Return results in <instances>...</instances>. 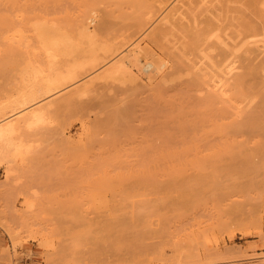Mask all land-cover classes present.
Returning a JSON list of instances; mask_svg holds the SVG:
<instances>
[{"label":"rangeland","instance_id":"rangeland-1","mask_svg":"<svg viewBox=\"0 0 264 264\" xmlns=\"http://www.w3.org/2000/svg\"><path fill=\"white\" fill-rule=\"evenodd\" d=\"M18 1L10 5L5 0L6 6L0 2V13L9 11L0 14V21L12 15L6 22L10 27L12 20L18 22L29 39L12 42L8 37L13 27L0 22V125L18 122L0 145V264H264V134L239 126L262 105V46L261 52L257 46L252 52L235 51L237 67L221 98L229 101L226 105L212 94L210 73L216 74L223 47L228 53L231 45L221 44L222 51L207 49V42L217 41L210 34L195 50L179 29L174 35L153 37L157 22H162L158 16L172 0L156 12L161 14H155L156 20L149 16L148 22L147 17L142 30L131 20L124 30L110 34L101 32L100 20L117 6L101 1L98 21L87 20L95 34L60 31L55 35L60 41L56 51L45 50L49 45L38 41L31 21L42 17L72 21L90 0H26V6L24 0ZM154 1L158 2L148 0ZM9 5L14 8L8 10ZM259 5L264 9V0ZM17 12L24 15L16 16ZM205 13L201 11L199 19L209 15ZM235 22L228 17L221 21L228 25L222 37L231 34ZM258 36L250 40L263 38ZM138 39L151 58L160 55L154 59L166 62L159 72L144 71L145 75L135 70L137 80L129 75L102 77ZM246 63L257 72L253 81L260 95L252 98L237 94L234 83ZM31 69L39 76L53 72L64 81L50 94L22 103L30 85L23 77L33 73ZM238 107L243 108L241 113ZM34 108L42 116L23 122ZM7 227L13 232L9 234Z\"/></svg>","mask_w":264,"mask_h":264},{"label":"bare ground","instance_id":"bare-ground-1","mask_svg":"<svg viewBox=\"0 0 264 264\" xmlns=\"http://www.w3.org/2000/svg\"><path fill=\"white\" fill-rule=\"evenodd\" d=\"M6 1L7 2H10L11 3L10 5H12V3H13V5H14V3L16 5V2L18 0H6ZM101 1H106V3H109V5L111 4V5L117 6V11H118V12L115 11L114 10L115 7L114 6H111L112 7V10L110 9V11H113L114 10L113 13L114 14H116V13L118 14V15L116 14V17L114 16V18H113L114 20L112 19V16L113 15H111L113 13H110V12H108L109 14H105L104 18H102V19L99 18V19H101L100 20V24H101L100 25L101 26L100 30H101V32H106V34L107 33L110 34L113 30L118 31V33H119L120 30L122 31V30H124L126 28L127 24H129V21H131V20L139 28L138 30H140V29L142 30L143 29V24L145 25L147 23L146 18L148 17V22H150L149 20L151 18L152 19L154 18V20H156V17H155L156 15L155 14H157L158 12H160V9L162 10L163 8H165L164 6L166 5V3H165L166 0H156L158 2L156 3L154 1L155 4L151 3L153 0H150L151 2H148V0H90L88 2L85 1L84 2L85 4L82 2L84 4V6L82 7L81 13L77 14L76 17L74 16L75 17L74 19L71 17V19H73L72 21H69V19H67L68 17L66 19H64V20L61 19L60 21L57 20V19H53V17L52 18L42 17V18L37 19V21L36 20L35 21H31L32 22L31 23L32 25L30 24V29L33 30L35 36L37 37V39H38V41L40 43H42V44H44L46 46L49 45L47 48H45V50H47V49L55 50V48L58 47V45L60 44V41L59 40H56L55 35L59 34L60 31H66V30L74 29V30H76L78 32L79 35H82L84 37H90V36L94 35L95 33L91 30L90 26L88 25L90 23H88V22L90 21L92 23L95 20L98 21L97 20L98 19L97 4L99 2H101ZM172 1H173V4L171 2L169 3V1L167 2L168 4H171L170 5L171 7L169 6L170 7L169 8L168 7V4H167L168 9H166V8L164 9L165 11L167 10L166 12L162 13V15L161 14H157V16L158 15H161V16H158V18H157L158 20L157 21H162L163 24H165V23L166 24L165 25H161L162 22H160V24H159V22H157V24L159 25L158 26L159 28H157V30L153 34L154 35L153 37L155 39H160L163 36H165V34H167V33L168 34H171V33L173 34V30L176 31V30L179 29L178 31H180L181 33L183 32L187 36H189V47L190 46L193 47V48L195 47V50L199 47V45H201L200 43H203V42H205V41H207L209 39L208 36H210V34H211V36L214 37L215 40L217 39V41L212 40L211 42H207V44L210 43V44L206 45L207 46V49L210 47L209 49H215L216 48V49H220V51H222V49L224 48V50H225V47H227V46H224V47L222 46L223 48L221 49V47H220L221 44L222 45H226V43H227V45L229 44V47L231 45L230 50L228 49L229 51L226 49L228 51V53L227 52H224V50H223V54H221V57L219 58V61H216L217 63H216V66L215 67L218 66V70L221 73L217 70V72L215 74L209 68V70L212 73H214V74L211 75V73H210V76H212V78H210L212 83L210 81H208V82H210L211 86L208 85V84H207V86H210L209 88L212 90V94H215L217 98L218 97L220 99L223 98V96L226 94V89H228L226 87V80L229 78V76H230L231 73L233 74V71L236 70L235 68L237 67V65H235V64H237V63H235V61L238 58V55L239 54L238 55H235V51L238 53L239 49L241 48L242 50H244L246 52H252V51H254V47H256V46H257L256 49H258V51L261 50V48L264 49V41L262 40L264 38V9L259 5V3H260L261 0H194V1L193 0H172ZM191 1L194 2V3L198 2L199 7L196 8V4L194 6V3H193V5H190V2ZM0 2H3L4 3L5 0L4 1L3 0L2 1L0 0ZM7 2H5V6H6V3ZM18 2L21 3V0L18 1ZM23 2H24V5L26 6L29 1L24 0ZM199 2L200 3L203 2L205 5L202 4V3L199 4ZM236 2L239 3V4L241 3L242 6L240 7V5H239V8H238L237 5H236L237 7L235 6L236 8L231 7L232 4H230V3H236ZM20 3H18V4H20ZM10 5L7 6V7H9V9L8 8H3V9L4 10L6 9V11H8V10H11L12 8H14V6H11V8H10ZM200 5H202V6H200ZM19 6L21 8V6H23V5L21 4ZM16 7L14 9L15 11L17 9ZM200 7H202L201 8L202 10L200 9ZM242 7L244 8L243 10H241ZM23 8H25V7H22V10H23ZM123 8L125 9L126 12H128V8H129V12L126 13L123 10ZM193 8L194 9L196 8L197 10L200 9L199 11H197L196 9L194 10L195 13H196V11H197V13H199L198 15L197 14H194V11L193 10H192L193 14H192V12H191V14L189 13L191 11V9H193ZM30 10H31V8H30ZM223 10L233 11L235 13H234V15L230 14L231 16H227L226 14L225 15H221L219 12L220 11H223ZM201 11L204 12V13L205 12H209L207 14H209V15L211 14V16L204 15V18L205 19H199V15L201 14ZM236 12L238 13L237 15H235ZM4 13L6 14L7 12L0 13V14H2L1 16H4ZM8 13H9V11H8ZM8 13L6 15H8ZM10 13H13V12L10 11ZM18 13H20V12H17L15 14H18ZM38 14H40V13L38 12ZM41 14H42V12H41ZM6 15H5V18H4L5 21L4 20L2 21V19H1V21L3 22V25L5 24V25L9 26V28H12L13 27V29H10V30H13V31H10V34H9V37H8L9 40H11L12 42L14 41L16 43L28 41L29 39L27 40V38L25 37V34L22 31L23 29L21 30V28H19V27H23V26H18L19 24L18 25L16 24L18 22L15 23V22H12L13 21L12 20L11 23H13V24H11V27H10L9 22H6L7 21L6 18L8 17ZM21 15H24V14H22V12H21ZM21 15L18 14L16 16L22 17ZM25 15H27V14H25ZM10 16H11V19H12L13 18L12 15H10ZM10 16L8 17L9 19H10ZM118 16H119V18H118ZM149 16H153V17L150 18ZM227 17L229 18V20L233 19L234 21L237 20V22H235V24H234L235 29L234 30H230L231 31V34L230 33H227V35H223V37H222L221 36L223 34L222 31L226 27L223 26V25H221V21L223 19L227 18ZM251 17H254L255 19H253ZM116 18H118V19L116 20ZM15 19H16V17H15ZM25 19L26 18H24V20L23 19L21 20V18H20V20L22 22L23 21L26 22ZM29 19H31V18H29ZM87 20H89V21H87ZM4 22H6V23H4ZM201 22H204V25L203 26H199V24ZM228 24L232 25L233 23L229 22ZM5 25H4V27H7ZM160 26H162V27H160ZM226 26L228 28V25L227 24H226ZM67 27H70V29H67ZM140 27H142V28H140ZM7 31L8 30H6V32ZM225 32L226 31H224V33ZM259 34L262 35L263 38L261 36H260V38H258L259 37L258 36ZM228 35H229V37L231 39L228 37ZM256 35L258 36L257 37L258 38L257 39L258 42L257 41H253L254 39H251L250 40V38H252V37L254 38V36H256ZM24 38H26V39H24ZM230 40H232V41L235 40V41H233V43L231 44L232 41H230ZM135 41L136 42H134V40L131 41V43L132 42H134V43H132L130 47L128 46L126 52L123 53V54H121L119 57L117 56L118 59H116V60L114 59L115 61L113 60L114 63H112L111 64V67L108 68L102 74V77L108 78V77H116V76H120V75L121 76L122 75L123 76L129 75V77L130 76L133 77V75L135 74V70L136 71L137 70L138 71L141 70L142 73L146 75V73L144 71H146V72H152V71H154L156 73L157 70H160L161 69L160 66H162L164 63H166V62H164V59H163V61H162V59L156 60V59H158V57L160 55H155V54H154V56H155L156 59H154V56L153 55H152L153 57L151 58L149 53H147L146 51H143L142 50V48H141L142 45L140 46V44H139L141 40H139V42L137 40H135ZM129 42L127 44H129ZM259 42H262V43H259ZM250 43H252V44H255L256 43L257 45H249ZM173 44H175V43H173ZM168 45H167V47H166V45L163 46V48L166 47V48H164V49H166V51L168 50L169 46H171V43H170L169 46ZM125 46H126V44H125ZM174 46H175L174 49H176V46L177 45L175 44ZM206 46H205V48H206ZM251 46H253V48ZM260 46H262V47L260 48ZM217 47H220V48H217ZM143 48H145V47H143ZM172 48H173V46L170 47V50H169L170 53L173 52V50L171 51ZM125 49H126V47L124 48V50ZM201 49H202V47H201ZM241 49H240V51H242ZM124 50L122 49V52ZM148 50L150 52H153L150 49H148ZM191 50H193V49L191 48ZM198 50H197V52H198ZM255 51H257V50H255ZM261 51H259V52H261ZM162 52H164V50ZM169 52L167 51L165 53H169ZM199 52H201V51H199ZM242 52H239V53H242ZM174 54L172 53V55H174ZM46 55L48 57L49 56L52 57V56H55V53H47ZM235 56H237V58ZM171 57L172 56H170V57L168 56V59L171 58ZM50 59H53V58H50ZM192 64H196V63L195 62L194 63L191 62L190 65H192ZM197 64L199 65L200 62L197 63ZM213 64L215 65V63H213ZM246 64H249V63H246ZM250 65L251 64H249L248 66L245 65V67H246V68L244 67L245 68V71L242 74L236 75L235 80H234L235 81L234 83H235V87L237 88L236 89V93L237 94H239V95L241 94V96H242V94L244 96L247 95V97L251 96V98H252L253 95L254 96H258L257 94L260 95V93H259L260 91H258V88H257V85H256L257 82L255 83V81H253L254 80L253 78L255 77V74L254 73H257L256 70H255L256 67L254 68V65H251V66ZM193 66L196 67L195 65H193ZM193 66L191 68H193ZM256 66H258V65H256ZM262 66H264V65H260V67H262ZM212 67H214V66H212ZM194 69H196V68H194ZM214 69H216V68H214ZM262 69H264V67ZM33 70L31 69V71H30V72H33V73H30L29 72L30 75H27L26 74L23 77V79L27 80V82L29 81L30 85L27 84V85H29V88L27 87V90H25L26 91L25 94L23 95V97H21L22 100H23L22 103H25V102H28V101H33V100L35 101V100H37V98H40L42 95H44V94L47 95L46 93H48L51 90L55 89V87H58V85H60V83H63V81H64V76L56 75L53 72L52 73H48L46 75L43 74V73H41V76H39L38 74H40V73H38V71L36 72L35 70H34L35 71L34 72ZM203 70H204V68H203ZM260 70H261V68L260 69L258 68V71H260ZM133 72H134V74H133ZM222 73H223V75H221ZM148 75H149V73H148ZM210 76H207V78L210 77ZM213 76H214V78H213ZM138 77H140L139 74H138ZM138 77H137V79H138ZM150 77L152 78V76H150ZM255 78H257V77H255ZM137 79L134 78L133 80H137ZM195 81H197V80H195ZM197 85H198V83H197ZM50 93H48V94H50ZM237 94H235V95H237ZM235 95H232V96H235ZM210 98H212V97H210ZM219 98L217 100H219ZM229 98H231V97H229ZM251 98H249V99H251ZM260 98H261L260 101H262L260 103L262 105L259 106L260 107L259 109L257 108L258 111H255L254 110L253 113H251L252 111L249 112L248 113L249 115L245 117L246 120L243 118L245 120V122H242V124H240V122L237 121V123H238V125L240 124L239 126H245L247 128V130L248 129L249 130L255 129L257 131H261L264 134V132H263L264 131V95L261 94L260 95ZM211 100H213V99H211ZM214 101H216V100L214 99ZM222 101L224 103H227L225 100H222ZM228 103H229V101H228ZM228 103L226 105H228ZM230 103H232V102H230ZM234 103L236 104L238 102H236V100H235ZM236 105H234V106H236ZM238 108H240V107H238ZM242 109L243 108H240L239 109L240 111L239 110L238 111L241 113ZM235 113H234V115L232 113V115L233 116H236L237 114L239 115V113H237L236 115H235ZM41 116H42V112L40 111V109L39 108H34V109H31L28 112L27 116L23 119V122H27V124H29V122L32 123L33 120H37ZM17 123L18 122L16 121V122H8L6 124L0 125V145H3V143L5 145L6 141L16 131L17 126H18ZM234 125H235V128L234 129H236V127H238L237 129L239 130V126L236 125V123H234ZM230 126H231V124H230ZM0 147H1L0 148V153H1L2 152L1 150H3L2 149L3 146H0ZM241 152L243 153V151H241ZM256 152H259V150L256 151ZM245 153H244V155H245ZM237 154H238V152H237ZM239 154H241V153H239ZM260 154H261V152H260ZM244 155L242 154V156H244ZM263 155H264V151H263ZM235 156L236 155H234L233 157H235ZM245 157H246V155H245ZM242 159H243V157H242ZM247 160L249 162V159H247ZM253 165H251V166H253ZM251 166H249V167H251ZM5 169H7V170H5V173H6L5 175L7 176V174L9 173V169H8V167L5 168ZM195 187H192V188H195ZM197 188H199V187H197ZM189 194H193V193H189ZM5 226H8V225H5ZM8 227L5 228V229H7V231H9L8 230L9 229ZM25 227H26V225H25ZM28 228H27V230H28ZM27 230H26V232L29 233V235H30L31 232H28ZM34 230L35 229H33V231L32 230H30V231L34 232ZM115 230H116V228H115ZM120 230H122V229L120 228ZM10 232H13V231H11V229H10L9 234H10ZM24 232H25V230H24ZM35 233H34L33 236H35ZM38 234L39 233L37 232L36 235L38 236ZM40 236H42V235H40ZM13 238L14 237H12V239ZM15 238H17V237H15ZM28 240H29V237H28ZM2 252H4V250ZM60 253H61V251H60ZM162 259H164V258H162ZM182 263H184V262H182Z\"/></svg>","mask_w":264,"mask_h":264}]
</instances>
